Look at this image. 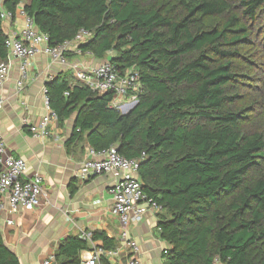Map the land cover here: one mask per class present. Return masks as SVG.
<instances>
[{
	"label": "trees",
	"instance_id": "1",
	"mask_svg": "<svg viewBox=\"0 0 264 264\" xmlns=\"http://www.w3.org/2000/svg\"><path fill=\"white\" fill-rule=\"evenodd\" d=\"M23 0H5L13 15ZM51 46L84 29L80 49L136 69L143 91L129 113L61 72L47 82L50 108L64 124L75 117L71 146H115L140 161L145 193L162 207L158 232L168 264H264V133L243 130L238 108L240 57L254 44L264 0H30L24 7ZM0 61L8 54L1 19ZM68 93V95H66ZM72 194L75 189H72ZM93 241L116 250L114 239ZM87 240L60 244L57 264H82ZM0 264H21L0 232ZM101 264H112L101 259Z\"/></svg>",
	"mask_w": 264,
	"mask_h": 264
},
{
	"label": "crops",
	"instance_id": "2",
	"mask_svg": "<svg viewBox=\"0 0 264 264\" xmlns=\"http://www.w3.org/2000/svg\"><path fill=\"white\" fill-rule=\"evenodd\" d=\"M29 1L23 0L19 9ZM0 7L5 10L3 4ZM21 26L18 19L7 21L4 31L7 35L19 36ZM110 56L98 59L90 52L68 55L70 61H79L86 67L110 60ZM19 64L15 60L12 79L3 91L6 104L0 113V125L9 151L27 161L28 175L39 174L44 178L46 195L43 205L35 210L21 208L13 212L9 208L0 212V232L5 244L18 256L21 264H57L55 256L61 242L86 233L90 237L87 240L89 249L81 253L82 261H86L94 249L103 244L100 240L93 241L92 236L105 233L117 244V255L110 262L129 264L131 251L121 241L119 220L111 214L113 196L110 190L115 177L101 175L84 183L76 179L81 163L88 158L89 146L85 140L67 145L72 138L75 117L64 126L53 123L48 139L33 137L25 123V120L37 122L47 114L43 95L47 82L58 73L72 72L51 58L39 55L28 71L24 90L18 94ZM72 189H75L74 194ZM157 226L158 216L150 212L142 223L132 224L129 228L130 237L139 244L143 264H168L163 252L169 245L161 239Z\"/></svg>",
	"mask_w": 264,
	"mask_h": 264
},
{
	"label": "built area",
	"instance_id": "3",
	"mask_svg": "<svg viewBox=\"0 0 264 264\" xmlns=\"http://www.w3.org/2000/svg\"><path fill=\"white\" fill-rule=\"evenodd\" d=\"M4 1L1 0V5ZM18 9L15 15L7 10H2L1 13L3 23L18 19L22 26L19 36H7L8 54L5 60L0 61V113L6 104L3 91L12 79L15 60L20 63L16 89L18 94H21L33 60L39 55L47 56L54 63L71 71L75 78L74 84L86 86L99 95L112 92V108L127 114L136 107L139 95L143 91L140 74L136 69H127L121 73L111 60L93 67L83 66L79 61H70L69 53L83 54L80 45L91 37L90 32L82 29L73 40L51 46L49 36L39 31L33 18L25 13L24 8ZM47 93V88L44 87V105L47 114L37 122L25 120L30 133L37 139H48L52 134L53 123L58 122L57 114L50 108ZM139 169V160L126 158L115 146H112L100 152L89 148L88 158L81 163L76 174L77 181L81 183L101 175L115 177L110 190L113 196L111 214L119 220L121 241L131 251L129 264H143L139 244L129 235L130 226L142 223L150 212L158 216L162 211L158 202L145 193ZM45 195L44 178L39 174L28 175L27 161L9 151L0 125V212L9 208L13 212L21 208L27 211L35 210L43 205ZM81 238L89 240L90 237L83 233ZM116 255L115 250L96 247L91 258L82 261V264H101V259L106 258L110 261Z\"/></svg>",
	"mask_w": 264,
	"mask_h": 264
},
{
	"label": "rangeland",
	"instance_id": "4",
	"mask_svg": "<svg viewBox=\"0 0 264 264\" xmlns=\"http://www.w3.org/2000/svg\"><path fill=\"white\" fill-rule=\"evenodd\" d=\"M252 31L254 44L250 51L240 57L238 64L237 83L240 89L237 102L238 108L243 110V130L264 133V20L253 24ZM262 175L264 164L262 169L252 173L250 181Z\"/></svg>",
	"mask_w": 264,
	"mask_h": 264
},
{
	"label": "water",
	"instance_id": "5",
	"mask_svg": "<svg viewBox=\"0 0 264 264\" xmlns=\"http://www.w3.org/2000/svg\"><path fill=\"white\" fill-rule=\"evenodd\" d=\"M123 115H126V114H123Z\"/></svg>",
	"mask_w": 264,
	"mask_h": 264
}]
</instances>
